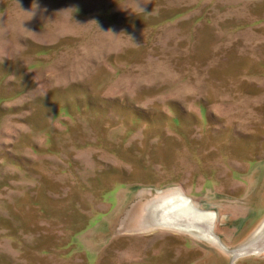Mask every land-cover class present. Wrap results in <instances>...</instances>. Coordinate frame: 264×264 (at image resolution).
Segmentation results:
<instances>
[{"label":"rangeland","instance_id":"obj_1","mask_svg":"<svg viewBox=\"0 0 264 264\" xmlns=\"http://www.w3.org/2000/svg\"><path fill=\"white\" fill-rule=\"evenodd\" d=\"M172 192L214 238L152 221ZM261 239L264 0H0V264H264Z\"/></svg>","mask_w":264,"mask_h":264},{"label":"bare ground","instance_id":"obj_2","mask_svg":"<svg viewBox=\"0 0 264 264\" xmlns=\"http://www.w3.org/2000/svg\"><path fill=\"white\" fill-rule=\"evenodd\" d=\"M152 221L161 225H169L186 232H197L199 237H213L211 235V223L214 217L212 211H204L194 207L188 198L180 193H169L161 197L159 203L151 210ZM214 238V237H213ZM263 238V237H262ZM264 239L250 243L240 250L252 252L253 249L264 248Z\"/></svg>","mask_w":264,"mask_h":264},{"label":"clouds","instance_id":"obj_3","mask_svg":"<svg viewBox=\"0 0 264 264\" xmlns=\"http://www.w3.org/2000/svg\"><path fill=\"white\" fill-rule=\"evenodd\" d=\"M137 10H138V14H146L147 12H145L143 6L141 5H137ZM35 12V9L33 10L32 14ZM129 39L131 40V38L129 37ZM132 41V40H131Z\"/></svg>","mask_w":264,"mask_h":264},{"label":"flooded vegetation","instance_id":"obj_4","mask_svg":"<svg viewBox=\"0 0 264 264\" xmlns=\"http://www.w3.org/2000/svg\"><path fill=\"white\" fill-rule=\"evenodd\" d=\"M261 249H257V250H253L252 252L256 253V252H259ZM248 261L250 260L249 258L247 259Z\"/></svg>","mask_w":264,"mask_h":264}]
</instances>
